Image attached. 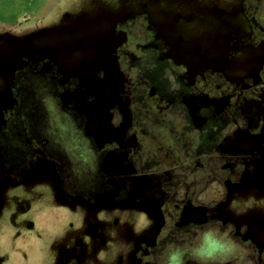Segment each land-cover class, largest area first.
Wrapping results in <instances>:
<instances>
[{
  "label": "flooded vegetation",
  "instance_id": "af4514ba",
  "mask_svg": "<svg viewBox=\"0 0 264 264\" xmlns=\"http://www.w3.org/2000/svg\"><path fill=\"white\" fill-rule=\"evenodd\" d=\"M151 1L125 0L128 15L83 31L61 23L28 37L0 33V193L48 175L62 203L88 213L146 211L151 222L137 231L129 264H161L169 243L209 226L237 245L217 264H264V210L236 206L264 196V0H217L208 9L201 0L199 11L163 16ZM145 73L151 82L175 75L177 86L166 80L164 98L156 81L140 89ZM46 97L76 115L98 148L91 180L72 171L45 130ZM146 108L178 122L165 164L151 159ZM185 264L194 262L185 256Z\"/></svg>",
  "mask_w": 264,
  "mask_h": 264
},
{
  "label": "rangeland",
  "instance_id": "374dc122",
  "mask_svg": "<svg viewBox=\"0 0 264 264\" xmlns=\"http://www.w3.org/2000/svg\"><path fill=\"white\" fill-rule=\"evenodd\" d=\"M151 2L156 4V11L162 16L202 9L198 4L201 0ZM216 2L205 3L203 0V7L211 8ZM127 9L125 0H0V33L9 31L13 36L28 37L45 29L57 32L61 23H65L67 28L83 31L86 27L109 25L118 16L128 15L126 13L130 10ZM86 23L90 26H85ZM212 26L219 29L215 22ZM148 74L145 73L140 80V89L150 84ZM152 79L163 98L168 94L163 90L166 80H171L172 89L177 86L175 75L168 76L166 80L163 78V81L158 80L159 76H152ZM156 101L165 106L164 101ZM44 102L50 115L45 130L53 137L72 171L91 180L96 170L98 148L78 129L76 115L53 108L50 97L44 98ZM148 104L152 107L151 103ZM140 115L144 119L141 121L148 123L153 132L154 141L147 144L151 159L156 161L154 155L158 154L165 164L166 147L175 142L178 122L165 119V115L156 108H146ZM93 128H98V122L93 123ZM11 139L12 145L19 147L16 144L20 142L13 129ZM125 152L127 149L124 147ZM148 174L153 176L155 171ZM0 195V264H65L71 250L77 253L71 264H129L134 237L151 222L150 215L139 209H101L88 213L82 205L64 204L57 198L53 178L48 175L5 185ZM245 202L239 200L236 206L242 208L245 205L260 212L264 210V196H249ZM144 219L148 221L146 226ZM232 255L236 256L237 252L226 257ZM164 260L165 255L161 264Z\"/></svg>",
  "mask_w": 264,
  "mask_h": 264
},
{
  "label": "clouds",
  "instance_id": "9594fccd",
  "mask_svg": "<svg viewBox=\"0 0 264 264\" xmlns=\"http://www.w3.org/2000/svg\"><path fill=\"white\" fill-rule=\"evenodd\" d=\"M147 223V219H144L143 224L146 226ZM236 249L237 245L227 230L209 226L198 230L182 246H168L164 253V264H185V256L190 257L194 264H217Z\"/></svg>",
  "mask_w": 264,
  "mask_h": 264
},
{
  "label": "trees",
  "instance_id": "16d2710c",
  "mask_svg": "<svg viewBox=\"0 0 264 264\" xmlns=\"http://www.w3.org/2000/svg\"><path fill=\"white\" fill-rule=\"evenodd\" d=\"M134 260H135L134 257H132V263L131 264H133Z\"/></svg>",
  "mask_w": 264,
  "mask_h": 264
}]
</instances>
